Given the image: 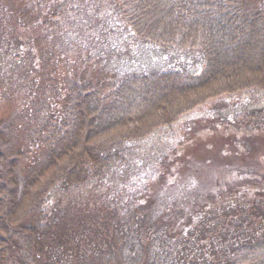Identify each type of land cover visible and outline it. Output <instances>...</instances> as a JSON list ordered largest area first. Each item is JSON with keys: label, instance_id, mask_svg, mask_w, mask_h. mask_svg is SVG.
Wrapping results in <instances>:
<instances>
[{"label": "trees", "instance_id": "obj_1", "mask_svg": "<svg viewBox=\"0 0 264 264\" xmlns=\"http://www.w3.org/2000/svg\"><path fill=\"white\" fill-rule=\"evenodd\" d=\"M88 3L110 21L83 54ZM49 38L81 43L68 73L48 68L65 56ZM146 48L161 66L132 64ZM2 58L37 101L24 140L0 143V264H264V202L173 229L145 144L209 100L264 92V0H0Z\"/></svg>", "mask_w": 264, "mask_h": 264}, {"label": "rangeland", "instance_id": "obj_2", "mask_svg": "<svg viewBox=\"0 0 264 264\" xmlns=\"http://www.w3.org/2000/svg\"><path fill=\"white\" fill-rule=\"evenodd\" d=\"M7 1L20 4L26 0ZM88 7L89 11L82 20L83 32H86L83 41L91 47L89 50L82 48L83 54L100 49L99 42L106 39L104 31L109 28L107 24L110 21L105 17L104 5L98 7L88 3ZM57 27L51 25L48 30L55 37L60 35L55 31ZM69 28L67 26L65 30L72 29ZM41 32L39 30L37 34ZM41 36L45 35L42 33ZM67 36L70 38L69 33ZM42 40L35 43L39 46ZM48 41L51 47L58 49L59 54L62 52L65 55L50 58L48 68L68 73L72 67L71 52H76L73 49H78L81 43L74 41L67 46V43L50 38ZM249 56L247 65L253 67L256 63L254 55L251 53ZM0 60L6 73L5 79L0 82V143L9 141L14 144L23 141L25 130L30 125L33 127V123L25 120L33 113L37 100L32 96V100L27 101L28 87L21 91L20 79L19 82L15 80L9 63L3 58ZM162 61V55L156 50L146 48L138 50L132 64L161 66ZM21 70L22 66L18 76ZM162 90L165 95L167 93L165 98L171 106L183 99L181 93L172 91L169 94L168 89ZM241 93V96H238L239 93L225 101L212 99L201 104L194 112L157 132L145 143L147 146L144 144L150 164H154L149 170L165 167L150 197L164 199L168 193V207L165 209L171 215V228H192L201 219L213 216L219 220L225 217V211H245L246 215H250L257 203L264 202V92ZM243 108L248 111L257 109L260 114L257 117L245 116L241 113ZM153 116L150 114L149 118ZM259 224L258 227H261L262 223Z\"/></svg>", "mask_w": 264, "mask_h": 264}, {"label": "bare ground", "instance_id": "obj_3", "mask_svg": "<svg viewBox=\"0 0 264 264\" xmlns=\"http://www.w3.org/2000/svg\"><path fill=\"white\" fill-rule=\"evenodd\" d=\"M150 122H152V121H143V123L141 124V126L137 129V131H141V130H143V129H145V128H147L151 123Z\"/></svg>", "mask_w": 264, "mask_h": 264}]
</instances>
